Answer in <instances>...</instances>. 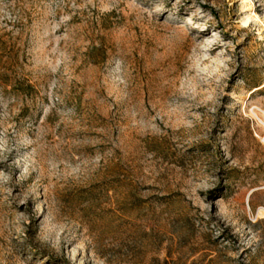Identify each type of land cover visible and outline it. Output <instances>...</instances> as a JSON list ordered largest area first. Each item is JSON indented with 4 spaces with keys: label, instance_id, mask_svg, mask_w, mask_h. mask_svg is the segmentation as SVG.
Returning a JSON list of instances; mask_svg holds the SVG:
<instances>
[{
    "label": "rangeland",
    "instance_id": "1",
    "mask_svg": "<svg viewBox=\"0 0 264 264\" xmlns=\"http://www.w3.org/2000/svg\"><path fill=\"white\" fill-rule=\"evenodd\" d=\"M0 264H264V0H0Z\"/></svg>",
    "mask_w": 264,
    "mask_h": 264
}]
</instances>
